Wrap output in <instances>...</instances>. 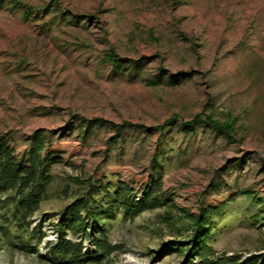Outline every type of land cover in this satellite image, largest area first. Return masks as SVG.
I'll list each match as a JSON object with an SVG mask.
<instances>
[{"label":"rangeland","instance_id":"obj_1","mask_svg":"<svg viewBox=\"0 0 264 264\" xmlns=\"http://www.w3.org/2000/svg\"><path fill=\"white\" fill-rule=\"evenodd\" d=\"M40 133L63 161L31 226L49 216L45 238L37 253L0 240V264H50L91 181L139 191L158 170L166 205L116 215L120 249L85 264H180L153 252L193 240L201 210L217 255L263 253L264 0H0V136L20 156Z\"/></svg>","mask_w":264,"mask_h":264},{"label":"trees","instance_id":"obj_2","mask_svg":"<svg viewBox=\"0 0 264 264\" xmlns=\"http://www.w3.org/2000/svg\"><path fill=\"white\" fill-rule=\"evenodd\" d=\"M119 66L121 63L114 68ZM46 147L45 133L35 134L29 140V148L16 156L8 136H0V240L28 253H37L45 238L42 223L50 220L49 216L43 215L39 223L31 226L52 183V167L63 163L59 156L45 154ZM162 178L158 170L139 191L122 182L91 181L85 195L74 199L59 216L57 239L46 243V255L38 258L50 264H85L108 259L120 248L108 241L106 223L118 214L123 221H133L147 211L164 207L167 197L162 192ZM211 218V210H201L196 217L194 239L167 242L153 252L154 257L165 258L176 253L182 257L180 264H264V252L246 258L237 254L217 255L210 244ZM85 240H89L93 249L84 250Z\"/></svg>","mask_w":264,"mask_h":264}]
</instances>
